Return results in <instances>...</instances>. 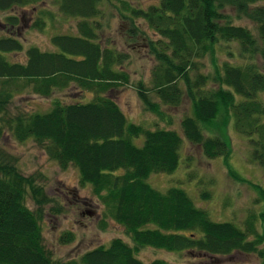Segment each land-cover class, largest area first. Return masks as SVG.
<instances>
[{
  "label": "trees",
  "instance_id": "trees-1",
  "mask_svg": "<svg viewBox=\"0 0 264 264\" xmlns=\"http://www.w3.org/2000/svg\"><path fill=\"white\" fill-rule=\"evenodd\" d=\"M48 1L75 20L74 33L53 35L50 51L25 48L15 34L0 37V139L9 133L19 143L31 140L62 170L76 169L81 185L90 186L103 206V217L124 228L133 245L115 238L78 260L55 261L42 233L45 207L54 209L55 200L0 149V264H145L138 254L146 248L186 253L206 264L236 252L257 254L264 264V236L254 217L245 229L215 222L185 190L162 192L149 182L153 174L179 168L184 139L201 146L206 157L227 163L230 148L214 132L221 119L233 120L235 131L251 138V160L264 171V73L257 63L258 57L264 60V7L259 5L264 0H158L147 8L132 7L133 0H106L121 5L128 38L142 37L155 58L150 85H137L144 108L164 120L162 105L175 108L188 97L191 115L181 121V133L130 123L108 94L128 86L130 76L124 68L128 55L104 38L105 0ZM42 3L46 0H0V12ZM46 16L55 19L43 8L32 27L42 31ZM242 16L255 23L257 35L234 24ZM5 23L17 29L23 18L7 16ZM223 53L234 62L221 60ZM19 54L24 60L13 61ZM68 90L79 99L55 100L44 113L12 108L16 95L25 91L51 98ZM258 190L264 200V190ZM150 264L171 263L156 259Z\"/></svg>",
  "mask_w": 264,
  "mask_h": 264
},
{
  "label": "rangeland",
  "instance_id": "rangeland-1",
  "mask_svg": "<svg viewBox=\"0 0 264 264\" xmlns=\"http://www.w3.org/2000/svg\"><path fill=\"white\" fill-rule=\"evenodd\" d=\"M153 4H158V0L130 1V5L136 8H147ZM259 5L264 7V2ZM43 8L47 12H53L55 19L46 16L45 28L40 31L33 28L32 24L38 11ZM101 8L104 14L101 21L108 26L104 28V38L109 40L111 47L128 55L124 68L130 76L128 86L108 94L117 102L130 123L140 124L148 129L166 128L181 133V121L191 115L188 97L184 96L181 105L175 108L162 105L166 114L164 120L144 108L137 93V85L139 82L150 85L152 69L156 64L155 58L149 52L147 41L142 37L137 40L128 38L130 25L123 19L124 11L119 3H109L105 0ZM230 14L232 18H237L234 11H230ZM7 16L23 18V23L17 29L10 28L5 23ZM242 17L243 19H235L234 24L245 26L257 35L255 23ZM136 22L142 24L141 21ZM75 25V20L63 17L57 7H53L48 0L36 7L0 12V37L15 34L25 48L36 46L41 50L50 51L53 49L51 37L61 33H74ZM232 51L238 53L234 45ZM23 55H16L12 60L23 61ZM221 60L234 62L235 59L223 53ZM205 63L208 65L209 59H206ZM257 63L264 73V60L258 57ZM73 99H79V93L74 90L57 93L51 98H42L31 91H25L16 95L12 108L14 111L44 113L52 107L55 100L71 102ZM260 99L264 101V93L260 94ZM153 100L158 102L155 98ZM225 123L226 121L221 119L214 132L230 148L231 154L227 163L222 158L206 157L201 146L184 139L179 168L172 174H153L149 182L162 192L172 187L185 190L194 204L204 209L215 222H231L245 229L248 218L254 217V227L264 236V200L258 190H264V171L251 160V138L238 134L233 120ZM141 140H135V143L141 146ZM0 149L14 156L19 171L26 177L36 178L46 194L55 200L54 209L51 204L45 207L42 221L44 244L55 261L78 260L85 252L99 246H108L115 238L133 245L124 228L103 217V206L92 193L90 186L81 185L76 169L69 167L62 170L33 141L19 143L9 133L0 139ZM205 192L209 194V198H202L201 195ZM26 204L32 210L35 209L31 197H27ZM56 208L59 213L53 211ZM68 234H71V239ZM138 257L145 264H150L156 259L171 264H206L186 253L173 254L149 248L141 250ZM212 264H261V260L257 254L236 252Z\"/></svg>",
  "mask_w": 264,
  "mask_h": 264
}]
</instances>
